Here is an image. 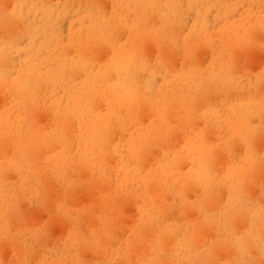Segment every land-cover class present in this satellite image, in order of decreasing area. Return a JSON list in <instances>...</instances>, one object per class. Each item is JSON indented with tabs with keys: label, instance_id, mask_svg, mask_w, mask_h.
I'll return each instance as SVG.
<instances>
[{
	"label": "bare ground",
	"instance_id": "1",
	"mask_svg": "<svg viewBox=\"0 0 264 264\" xmlns=\"http://www.w3.org/2000/svg\"><path fill=\"white\" fill-rule=\"evenodd\" d=\"M66 1L73 2L71 8L65 0L0 3V96H9V102L0 105V175H12L14 182L29 172L41 177L74 171L103 177L108 171L117 174L121 170L129 178L141 177L138 170L147 154L157 148L167 153L171 139L183 132L189 135L185 136L184 152L173 156L177 161L188 160L189 170L182 174L170 163L158 164L144 176L164 175L168 183L177 184L176 201L183 212L198 210L199 224L204 215L208 222H215L214 208L221 201L231 209L239 206L236 186L231 185L234 180L229 178L230 163L244 155L251 163L255 157L257 179L264 173V153L258 161L256 149L264 139V93L260 89L255 92L264 83V61L253 73L241 63L243 56L251 59L255 52L264 53V0ZM245 5L248 9L234 20L233 14ZM71 10L80 14V28L64 40L62 21ZM222 17L224 25L210 36L208 31L219 26ZM25 38L29 42L22 50L24 58L18 44ZM203 49L212 50L209 62L199 60ZM246 58L245 62L251 61ZM177 59L181 60L178 65ZM170 73L164 90L170 100L154 105L147 99L150 80ZM78 74L83 81L75 85L71 78ZM62 86L66 102L55 101L61 116L53 112L47 129L40 115L52 106L47 95ZM216 96L220 97L216 102L198 107L203 98L213 100ZM41 98L42 103L38 101ZM63 113L66 116L62 118ZM142 113H149L153 120L143 123L138 119ZM247 119H259L255 126L259 136L246 143L243 154L235 139L237 132L245 131L242 125ZM73 120L85 125L75 142L64 129ZM26 123L29 131L23 130ZM129 127L134 130L126 141V156L117 161L116 169H109V157L119 154L118 144L110 147L112 135ZM211 132L221 140L210 143ZM42 158L46 168L40 164ZM221 158L228 161L226 172L218 178L215 165ZM257 179H250L247 194L249 188L259 194ZM191 184L201 192L189 203L183 194ZM260 184L264 198V181ZM239 211L248 227H244L247 230L239 240L235 260L254 264L257 257L264 260V208L252 210L241 205ZM220 236L215 231L213 249L225 245ZM254 249L258 250L256 258Z\"/></svg>",
	"mask_w": 264,
	"mask_h": 264
},
{
	"label": "rangeland",
	"instance_id": "2",
	"mask_svg": "<svg viewBox=\"0 0 264 264\" xmlns=\"http://www.w3.org/2000/svg\"><path fill=\"white\" fill-rule=\"evenodd\" d=\"M12 1L14 0H0V3L9 4ZM55 1L47 0L52 3ZM65 2L69 8L72 7L73 2L66 0ZM243 9H248V6L245 5L234 13V20L239 19ZM78 15L80 14L72 11L63 17L64 40L80 28ZM224 23L225 19L222 17L220 25L213 30L210 29L208 34L212 36L213 31ZM188 29L189 27L184 28L181 32H186ZM28 42L29 40L25 38L18 44L24 58L25 53L22 50ZM261 43H264V38ZM211 55L212 50L203 49L199 60L209 62ZM252 56L251 59L248 56L241 57L243 67L251 73L257 72L259 66L263 64L264 53L259 51ZM245 57L247 61H251L245 62ZM176 61L178 65L181 60ZM171 77V73L160 74L150 80L151 93L147 95V99H152L154 105L162 106L163 100H170L164 90ZM71 80L78 85L83 81V76L78 74ZM144 81L149 83L147 76ZM256 89L255 92H259L260 89V92L264 93V83L258 85ZM64 91L62 86L56 89L55 93L47 95V103H52V106L40 115V122L47 129L51 126L48 123H51L49 119L53 112L61 116V112L55 109V101L66 102ZM4 95L0 96L1 106L9 99L7 94ZM210 98H203L198 103V107L207 106L209 102L220 99L219 96L213 100H209ZM38 101L42 103L44 98ZM229 103L234 104V101L230 100ZM100 109L103 110L104 106L100 105ZM64 116L66 114L63 113L62 118ZM151 117L149 113H142L138 119L147 123L153 120ZM67 120L69 119H62L63 122ZM258 120L247 119L242 125L245 131L237 132L240 140L235 139L237 140L235 143H241L237 146L239 153L244 154L246 143L252 139L254 141L259 136L255 128ZM64 129L75 142L77 137L85 131V125H79L77 120H73L66 123ZM23 130L29 131L28 123ZM133 130V127H129L113 133L110 147L118 144L119 154H112L109 157V169H116L117 161L124 160L126 141ZM175 135L171 139V146L167 148V153L157 148L147 154L143 165L138 170L141 177L129 178L121 170L117 174L114 171H108L103 177L96 173L81 175L75 171L65 175L41 177L29 172L23 173L19 182H14L12 180L14 176L0 175V264H226L230 261L238 264L239 260H235L237 258L235 251H238L239 240L247 230L244 227H248V224L244 222L245 219L241 217L239 208L241 205L250 207L252 210L264 208V198L260 191V185L263 183L260 184V181H264V173L261 172L257 179L258 169L254 170L255 157L252 158L251 163L246 155L234 159L232 164L230 163V168L233 170L229 178L234 180L231 185L236 186L235 200L239 206L236 205L231 209L225 207V201H221L219 206L214 208L215 222L213 224L208 222V217L204 215L202 224H199V211L193 208L189 209V212H183L179 202L176 201L177 184L168 183V178L164 175L144 176L146 171H155L156 169L149 168L158 164L170 163L182 174L189 170L188 160L177 161L173 156L174 153L184 152L183 145L187 139L185 136L189 135L183 132ZM208 136L210 143L221 140L215 132H211ZM262 139L256 145L258 161L264 153V142H262L264 139ZM72 152L74 153V148ZM223 158L216 161L215 171L218 178L226 172L228 160H222ZM77 163L78 160L73 163V166ZM40 164L42 168L47 167L46 160L43 158ZM91 175H93L92 178ZM250 179H257L259 184L256 182L258 186L255 183L253 187L255 188V185L258 187L259 194L256 195L258 191L254 189L253 192L252 188H249L252 190H249L247 194L246 190L251 184ZM19 183L22 186H19ZM200 192L201 189L198 186L191 184L185 190L183 199L192 203ZM259 196L263 201L261 198L258 200ZM221 198L219 197L218 200ZM102 199L107 203L103 204ZM117 203L119 207L115 205ZM215 231L220 233L221 240L226 241L221 248L217 245L213 249L212 245L215 243L212 240ZM257 251V249L252 251L254 258L258 256ZM229 256L234 261L229 260ZM256 260L254 264H264V260L260 257Z\"/></svg>",
	"mask_w": 264,
	"mask_h": 264
}]
</instances>
